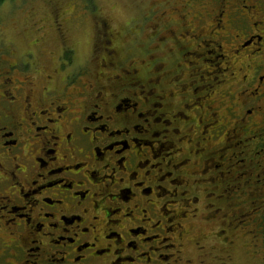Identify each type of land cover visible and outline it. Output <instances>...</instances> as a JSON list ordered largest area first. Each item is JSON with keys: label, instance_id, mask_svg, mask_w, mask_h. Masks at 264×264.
Wrapping results in <instances>:
<instances>
[{"label": "flooded vegetation", "instance_id": "af4514ba", "mask_svg": "<svg viewBox=\"0 0 264 264\" xmlns=\"http://www.w3.org/2000/svg\"><path fill=\"white\" fill-rule=\"evenodd\" d=\"M166 6L0 49V264H264V0Z\"/></svg>", "mask_w": 264, "mask_h": 264}, {"label": "rangeland", "instance_id": "374dc122", "mask_svg": "<svg viewBox=\"0 0 264 264\" xmlns=\"http://www.w3.org/2000/svg\"><path fill=\"white\" fill-rule=\"evenodd\" d=\"M178 2L181 0H4L0 3V49H13L18 56L33 52L44 59L46 53L57 56L65 41L74 48L75 67L89 62L95 36L101 35L95 20L102 17L114 28L123 29L129 20L135 23L151 13L158 14L167 4L171 7L165 10L170 12ZM56 19L62 29H57ZM152 22H143L140 39L153 31ZM122 34L126 37L127 31ZM97 49L95 54H100ZM67 60L64 56L63 61ZM65 72H73L70 65L65 66Z\"/></svg>", "mask_w": 264, "mask_h": 264}, {"label": "trees", "instance_id": "16d2710c", "mask_svg": "<svg viewBox=\"0 0 264 264\" xmlns=\"http://www.w3.org/2000/svg\"><path fill=\"white\" fill-rule=\"evenodd\" d=\"M2 1H4V0H0V3H1Z\"/></svg>", "mask_w": 264, "mask_h": 264}]
</instances>
